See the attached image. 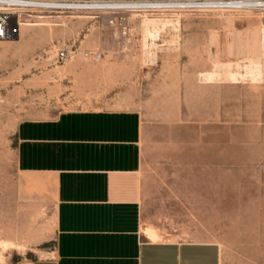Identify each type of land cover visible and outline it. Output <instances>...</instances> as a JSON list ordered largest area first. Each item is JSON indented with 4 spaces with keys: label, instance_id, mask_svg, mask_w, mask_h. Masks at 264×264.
I'll return each mask as SVG.
<instances>
[{
    "label": "rangeland",
    "instance_id": "rangeland-1",
    "mask_svg": "<svg viewBox=\"0 0 264 264\" xmlns=\"http://www.w3.org/2000/svg\"><path fill=\"white\" fill-rule=\"evenodd\" d=\"M20 20L21 36L0 40V264L43 259L55 239L54 198L17 171L18 124L102 108L139 109L152 129L143 233L216 240L222 264H264V11L134 13L127 33L106 15ZM64 49L103 54L56 61Z\"/></svg>",
    "mask_w": 264,
    "mask_h": 264
},
{
    "label": "crops",
    "instance_id": "crops-1",
    "mask_svg": "<svg viewBox=\"0 0 264 264\" xmlns=\"http://www.w3.org/2000/svg\"><path fill=\"white\" fill-rule=\"evenodd\" d=\"M151 130L135 108L67 109L18 124L17 171L56 205L52 251L22 264H222L216 240L143 233Z\"/></svg>",
    "mask_w": 264,
    "mask_h": 264
},
{
    "label": "built area",
    "instance_id": "built-area-1",
    "mask_svg": "<svg viewBox=\"0 0 264 264\" xmlns=\"http://www.w3.org/2000/svg\"><path fill=\"white\" fill-rule=\"evenodd\" d=\"M46 1H57L66 11H91L90 15H106L111 23L129 30L128 18L131 14H161L164 12H201L210 5L222 3L227 9L264 11V0H0V40L10 39L13 28H19L22 15L33 17L38 13L57 10L45 8ZM82 53L85 57L100 60L103 52L99 49L82 51L64 49L58 52L56 61H67Z\"/></svg>",
    "mask_w": 264,
    "mask_h": 264
},
{
    "label": "bare ground",
    "instance_id": "bare-ground-1",
    "mask_svg": "<svg viewBox=\"0 0 264 264\" xmlns=\"http://www.w3.org/2000/svg\"><path fill=\"white\" fill-rule=\"evenodd\" d=\"M46 4H44V7L45 8H50L51 6H54L56 8H58L57 10H54V11H49V12H70V11H66L64 10L65 6L62 5L60 2H57V1H46L45 2ZM209 9H214V10H222V9H227L226 6L222 3H217V4H212L210 5V8ZM72 13H79V14H87V15H90V13H92L91 11H88V10H78V11H71ZM70 12V13H71ZM93 16V15H92ZM94 17H97V16H94ZM154 20H148V22H146V30L149 28V24L153 23ZM21 25H22V22L20 23V29H19V35L21 36ZM145 234L152 240H159L160 238V234L155 230V229H152V228H148L146 229L145 231ZM162 240V238H161Z\"/></svg>",
    "mask_w": 264,
    "mask_h": 264
}]
</instances>
